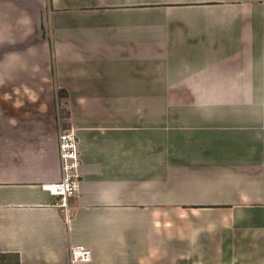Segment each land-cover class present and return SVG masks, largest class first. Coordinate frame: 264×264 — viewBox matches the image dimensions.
Returning <instances> with one entry per match:
<instances>
[{"label": "crops", "instance_id": "0c3cea01", "mask_svg": "<svg viewBox=\"0 0 264 264\" xmlns=\"http://www.w3.org/2000/svg\"><path fill=\"white\" fill-rule=\"evenodd\" d=\"M72 246L264 264V0H0V264Z\"/></svg>", "mask_w": 264, "mask_h": 264}, {"label": "built area", "instance_id": "2783aa9c", "mask_svg": "<svg viewBox=\"0 0 264 264\" xmlns=\"http://www.w3.org/2000/svg\"><path fill=\"white\" fill-rule=\"evenodd\" d=\"M60 157L62 164V178L52 185V191L60 196L61 205L68 213V198L79 190V151L77 136L72 128L61 129L60 131ZM91 251L84 246L71 247L72 264L78 261L90 259Z\"/></svg>", "mask_w": 264, "mask_h": 264}]
</instances>
